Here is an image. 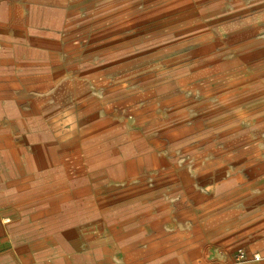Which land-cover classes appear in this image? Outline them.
I'll use <instances>...</instances> for the list:
<instances>
[{
    "label": "rangeland",
    "instance_id": "374dc122",
    "mask_svg": "<svg viewBox=\"0 0 264 264\" xmlns=\"http://www.w3.org/2000/svg\"><path fill=\"white\" fill-rule=\"evenodd\" d=\"M220 174L264 175V0H0V264H117Z\"/></svg>",
    "mask_w": 264,
    "mask_h": 264
},
{
    "label": "crops",
    "instance_id": "0c3cea01",
    "mask_svg": "<svg viewBox=\"0 0 264 264\" xmlns=\"http://www.w3.org/2000/svg\"><path fill=\"white\" fill-rule=\"evenodd\" d=\"M215 178L220 181L218 187L223 191L224 203L227 204L215 213L212 212V207L207 208L206 215L202 216L203 221L198 220L194 223L187 221L177 226H166L163 229L162 222L157 220L152 223L155 224L156 233L146 232L143 236L141 235L140 240H143V244L139 253L129 250L126 254H122L123 258L119 256L117 264H197V260L204 263L212 262L211 254L206 253L205 250L200 251L197 259L193 258L186 249L185 245L189 240L196 237L201 239L199 242L203 245L201 249H204L210 242H217L221 247L220 256L223 258L231 255L234 260L235 253L242 249L249 257V262L245 264H264V175L253 177L251 181L245 180L246 177L238 174L235 176L220 174ZM191 188H193L192 192L197 194L196 197L204 195L194 185ZM166 189L158 190V193ZM170 190L181 193L185 191L180 184L172 185ZM156 198L159 199L160 194H157ZM156 203L165 204L162 200H157ZM182 204L187 212L191 211V201H183ZM211 221H214L216 226L210 227L209 222ZM15 228L19 227L15 226ZM212 231H217L213 237L211 236ZM11 234L13 237L17 235L16 232ZM18 235L23 234L19 232ZM210 238L213 239L210 240ZM124 244L123 241L119 242V245L115 243L121 249ZM254 255H259L260 258L254 259ZM21 256L18 257V263H21V258H23L28 260L27 264H38L36 258L29 253H23Z\"/></svg>",
    "mask_w": 264,
    "mask_h": 264
},
{
    "label": "built area",
    "instance_id": "2783aa9c",
    "mask_svg": "<svg viewBox=\"0 0 264 264\" xmlns=\"http://www.w3.org/2000/svg\"><path fill=\"white\" fill-rule=\"evenodd\" d=\"M253 257L254 259L260 258L259 255H254ZM247 262H249V257L247 253L242 249L238 250L234 255V263L235 264H245Z\"/></svg>",
    "mask_w": 264,
    "mask_h": 264
}]
</instances>
